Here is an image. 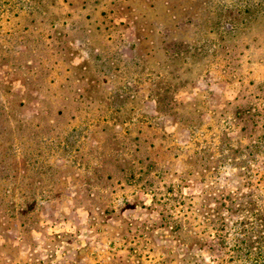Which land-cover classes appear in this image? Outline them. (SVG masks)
I'll use <instances>...</instances> for the list:
<instances>
[{"label":"rangeland","instance_id":"obj_1","mask_svg":"<svg viewBox=\"0 0 264 264\" xmlns=\"http://www.w3.org/2000/svg\"><path fill=\"white\" fill-rule=\"evenodd\" d=\"M257 204L264 0H0V264H233Z\"/></svg>","mask_w":264,"mask_h":264},{"label":"trees","instance_id":"obj_2","mask_svg":"<svg viewBox=\"0 0 264 264\" xmlns=\"http://www.w3.org/2000/svg\"><path fill=\"white\" fill-rule=\"evenodd\" d=\"M233 202H231V205ZM249 208L252 206L246 203ZM233 217L228 248L230 262L233 264H264V207L255 206L254 210L242 207L240 210L230 212ZM223 240H218L217 245L222 250Z\"/></svg>","mask_w":264,"mask_h":264}]
</instances>
